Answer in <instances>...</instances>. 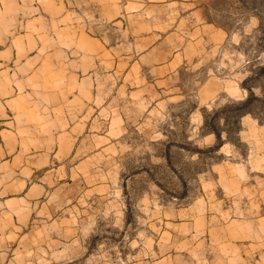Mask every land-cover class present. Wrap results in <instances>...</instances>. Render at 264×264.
<instances>
[{
	"label": "rangeland",
	"instance_id": "obj_1",
	"mask_svg": "<svg viewBox=\"0 0 264 264\" xmlns=\"http://www.w3.org/2000/svg\"><path fill=\"white\" fill-rule=\"evenodd\" d=\"M0 264H264V0H0Z\"/></svg>",
	"mask_w": 264,
	"mask_h": 264
},
{
	"label": "trees",
	"instance_id": "obj_2",
	"mask_svg": "<svg viewBox=\"0 0 264 264\" xmlns=\"http://www.w3.org/2000/svg\"><path fill=\"white\" fill-rule=\"evenodd\" d=\"M250 101H251V99L249 98V99H247V100H245V101H243V102H240V103L235 104V106H236V107H240V106H242V105H247ZM211 128H212V130H213V133H214V134L216 135V137H217V140H218V142H219V145H221V144L223 143V139H222V134H221V132L219 131V129H217V128L214 127V126H211Z\"/></svg>",
	"mask_w": 264,
	"mask_h": 264
}]
</instances>
